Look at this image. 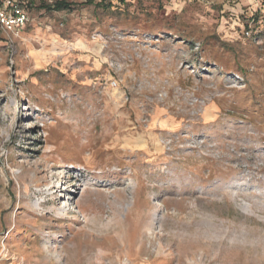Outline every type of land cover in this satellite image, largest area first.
<instances>
[{
  "label": "rangeland",
  "instance_id": "obj_1",
  "mask_svg": "<svg viewBox=\"0 0 264 264\" xmlns=\"http://www.w3.org/2000/svg\"><path fill=\"white\" fill-rule=\"evenodd\" d=\"M99 1L0 27V264H264V0Z\"/></svg>",
  "mask_w": 264,
  "mask_h": 264
},
{
  "label": "built area",
  "instance_id": "obj_2",
  "mask_svg": "<svg viewBox=\"0 0 264 264\" xmlns=\"http://www.w3.org/2000/svg\"><path fill=\"white\" fill-rule=\"evenodd\" d=\"M26 0H0V27L7 34H17L18 31L25 26L28 21L27 11L20 5ZM249 29L244 34H250ZM8 41L12 45V39Z\"/></svg>",
  "mask_w": 264,
  "mask_h": 264
},
{
  "label": "trees",
  "instance_id": "obj_3",
  "mask_svg": "<svg viewBox=\"0 0 264 264\" xmlns=\"http://www.w3.org/2000/svg\"><path fill=\"white\" fill-rule=\"evenodd\" d=\"M37 0H26L24 2H21L20 5L28 12V7L31 4H34ZM45 6L49 9L53 10H63L68 9L70 2L68 0H46ZM92 2L93 0H89ZM108 2V5L112 2V0H100L97 4L100 6H104L105 2Z\"/></svg>",
  "mask_w": 264,
  "mask_h": 264
}]
</instances>
